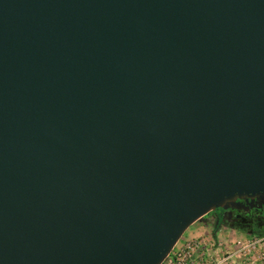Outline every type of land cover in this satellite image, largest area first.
<instances>
[{"label": "water", "instance_id": "obj_1", "mask_svg": "<svg viewBox=\"0 0 264 264\" xmlns=\"http://www.w3.org/2000/svg\"><path fill=\"white\" fill-rule=\"evenodd\" d=\"M264 205V0H0V264H161Z\"/></svg>", "mask_w": 264, "mask_h": 264}, {"label": "built area", "instance_id": "obj_2", "mask_svg": "<svg viewBox=\"0 0 264 264\" xmlns=\"http://www.w3.org/2000/svg\"><path fill=\"white\" fill-rule=\"evenodd\" d=\"M207 243V242H206ZM198 237L177 241L161 264H239V261L251 259L258 241L251 239H235L229 243L210 240L208 245ZM225 248L224 252L212 256L208 246Z\"/></svg>", "mask_w": 264, "mask_h": 264}, {"label": "flooded vegetation", "instance_id": "obj_3", "mask_svg": "<svg viewBox=\"0 0 264 264\" xmlns=\"http://www.w3.org/2000/svg\"><path fill=\"white\" fill-rule=\"evenodd\" d=\"M209 217L217 227L224 226L248 235L264 234V205L250 207L245 204V208L239 210L218 208Z\"/></svg>", "mask_w": 264, "mask_h": 264}, {"label": "crops", "instance_id": "obj_4", "mask_svg": "<svg viewBox=\"0 0 264 264\" xmlns=\"http://www.w3.org/2000/svg\"><path fill=\"white\" fill-rule=\"evenodd\" d=\"M215 225L213 223V220L209 216H205L201 218L200 220L194 222L182 235V237L179 239V242L184 241L187 238H194L198 237L204 241L208 245L210 240L213 241H223L225 243H229L232 240L235 239H244L246 237H242V235L237 234L238 231L227 228L224 226H219L215 229ZM242 233V232H239ZM245 236H250L246 235ZM208 249H210L212 256H217L221 255L224 252L225 248H218L216 246H208ZM249 259H245L243 261H239V264H255L253 261H249Z\"/></svg>", "mask_w": 264, "mask_h": 264}, {"label": "rangeland", "instance_id": "obj_5", "mask_svg": "<svg viewBox=\"0 0 264 264\" xmlns=\"http://www.w3.org/2000/svg\"><path fill=\"white\" fill-rule=\"evenodd\" d=\"M209 216V215H207ZM237 234L242 235V237H246L244 239H251L254 241H258V245L256 246V250L254 252V255L249 259V261H253L255 264H264V234H255V235H250V236H245V233H239ZM248 235V234H246ZM248 261V262H249Z\"/></svg>", "mask_w": 264, "mask_h": 264}, {"label": "trees", "instance_id": "obj_6", "mask_svg": "<svg viewBox=\"0 0 264 264\" xmlns=\"http://www.w3.org/2000/svg\"><path fill=\"white\" fill-rule=\"evenodd\" d=\"M215 211V210H214ZM213 212V211H212ZM212 212H210L208 215H210ZM217 228V225H216V227H215V229ZM263 235V234H262Z\"/></svg>", "mask_w": 264, "mask_h": 264}]
</instances>
